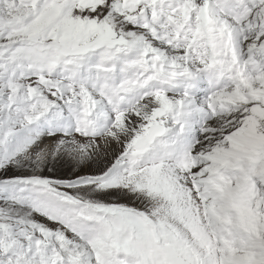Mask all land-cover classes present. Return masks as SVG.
<instances>
[{
	"label": "snow or ice",
	"instance_id": "snow-or-ice-1",
	"mask_svg": "<svg viewBox=\"0 0 264 264\" xmlns=\"http://www.w3.org/2000/svg\"><path fill=\"white\" fill-rule=\"evenodd\" d=\"M0 264H264V0H0Z\"/></svg>",
	"mask_w": 264,
	"mask_h": 264
}]
</instances>
